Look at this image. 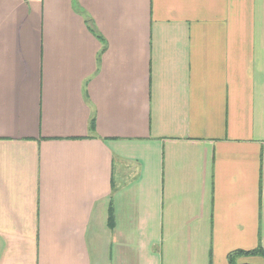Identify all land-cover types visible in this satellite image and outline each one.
I'll return each mask as SVG.
<instances>
[{"label": "crops", "instance_id": "crops-1", "mask_svg": "<svg viewBox=\"0 0 264 264\" xmlns=\"http://www.w3.org/2000/svg\"><path fill=\"white\" fill-rule=\"evenodd\" d=\"M258 247L264 0H0V264Z\"/></svg>", "mask_w": 264, "mask_h": 264}, {"label": "trees", "instance_id": "trees-1", "mask_svg": "<svg viewBox=\"0 0 264 264\" xmlns=\"http://www.w3.org/2000/svg\"><path fill=\"white\" fill-rule=\"evenodd\" d=\"M237 255H245V256L246 255H251V256H253V255H260V256H263L264 257V251L260 247H258L256 249H254L252 251H248V252H244V251H235V252H232V253L228 254L229 264H234L232 258H233V256H237Z\"/></svg>", "mask_w": 264, "mask_h": 264}]
</instances>
